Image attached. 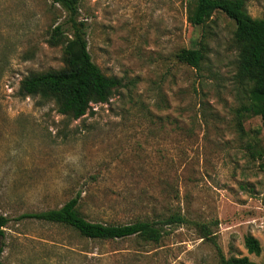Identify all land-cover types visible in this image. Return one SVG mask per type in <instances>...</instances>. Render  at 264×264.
Here are the masks:
<instances>
[{
  "label": "rangeland",
  "instance_id": "374dc122",
  "mask_svg": "<svg viewBox=\"0 0 264 264\" xmlns=\"http://www.w3.org/2000/svg\"><path fill=\"white\" fill-rule=\"evenodd\" d=\"M245 4L264 18V0ZM77 6L92 61L121 87L74 120L53 102L18 96L30 73L64 67L61 47L47 40L66 11L52 0H0V214L9 218L2 263L264 264V131L244 110L253 84L238 75L234 23L216 12L191 26L186 0ZM185 49L202 50L198 69L178 60ZM77 194L87 221H148L165 234L158 243L91 240L64 225L18 220ZM173 214L185 223L160 222ZM246 236L259 242L258 256L248 254Z\"/></svg>",
  "mask_w": 264,
  "mask_h": 264
},
{
  "label": "trees",
  "instance_id": "16d2710c",
  "mask_svg": "<svg viewBox=\"0 0 264 264\" xmlns=\"http://www.w3.org/2000/svg\"><path fill=\"white\" fill-rule=\"evenodd\" d=\"M52 2L66 11V17L50 28L47 43L50 47H61L64 67L30 73L20 81L18 96L38 98L43 103L53 102L60 115L77 120L87 113L91 104L106 103L113 92L121 87V80L104 75L92 61L86 40V26L78 17V0ZM186 8L187 20L194 27H204L216 12L224 14L234 23L233 39L240 47L238 75L253 84L248 95L249 105L244 110L260 118L264 131V18L251 17L245 0H186ZM203 58L201 49H185L178 55L181 63L194 69L199 68ZM260 168L264 173V161ZM79 201L80 195L77 194L60 208L24 213L18 220L33 219L45 224L64 225L91 240L138 236L145 241L158 243L165 234L162 227L148 221L125 225L87 221L78 211ZM160 222L166 226H178L185 223V218L181 214H173ZM8 223L9 218L0 214V264H3L4 229ZM200 228L208 232L204 225ZM244 246L248 254L258 256L261 252L259 242L251 236L245 237ZM221 264L254 263L247 257H222Z\"/></svg>",
  "mask_w": 264,
  "mask_h": 264
}]
</instances>
